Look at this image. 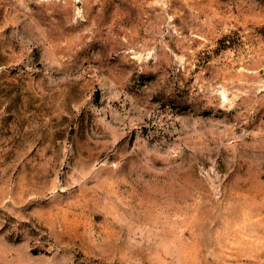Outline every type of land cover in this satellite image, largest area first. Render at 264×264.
<instances>
[{"label": "rangeland", "instance_id": "374dc122", "mask_svg": "<svg viewBox=\"0 0 264 264\" xmlns=\"http://www.w3.org/2000/svg\"><path fill=\"white\" fill-rule=\"evenodd\" d=\"M0 264H264V0H0Z\"/></svg>", "mask_w": 264, "mask_h": 264}]
</instances>
